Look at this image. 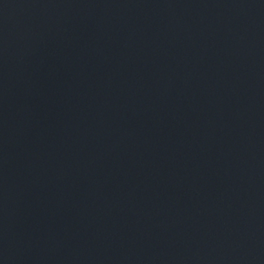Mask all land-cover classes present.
I'll list each match as a JSON object with an SVG mask.
<instances>
[{
    "label": "water",
    "instance_id": "1",
    "mask_svg": "<svg viewBox=\"0 0 264 264\" xmlns=\"http://www.w3.org/2000/svg\"><path fill=\"white\" fill-rule=\"evenodd\" d=\"M0 264H264V0H0Z\"/></svg>",
    "mask_w": 264,
    "mask_h": 264
}]
</instances>
